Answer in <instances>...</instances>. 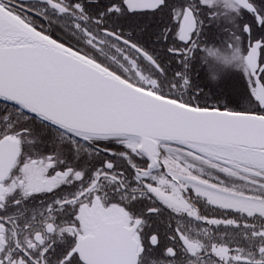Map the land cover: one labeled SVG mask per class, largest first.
Returning a JSON list of instances; mask_svg holds the SVG:
<instances>
[{
  "label": "snow or ice",
  "instance_id": "obj_1",
  "mask_svg": "<svg viewBox=\"0 0 264 264\" xmlns=\"http://www.w3.org/2000/svg\"><path fill=\"white\" fill-rule=\"evenodd\" d=\"M0 264H264V0H0Z\"/></svg>",
  "mask_w": 264,
  "mask_h": 264
},
{
  "label": "flooded vegetation",
  "instance_id": "obj_2",
  "mask_svg": "<svg viewBox=\"0 0 264 264\" xmlns=\"http://www.w3.org/2000/svg\"><path fill=\"white\" fill-rule=\"evenodd\" d=\"M228 52L231 56V60L228 61V68L222 69V65H217L219 63H222L220 60L223 58V51ZM234 52L229 49V48H225L223 46H214L211 50V53L207 55V61L208 64L210 65V78L212 77H216V79L219 78L220 75H222L225 72L234 70L237 66V61L236 59H234ZM216 60H219V63L216 62ZM214 75V76H213Z\"/></svg>",
  "mask_w": 264,
  "mask_h": 264
},
{
  "label": "rangeland",
  "instance_id": "obj_3",
  "mask_svg": "<svg viewBox=\"0 0 264 264\" xmlns=\"http://www.w3.org/2000/svg\"><path fill=\"white\" fill-rule=\"evenodd\" d=\"M230 56L231 55L224 50L223 51V58L220 60L222 63H219V60H216V62L219 63L217 65H222V69L226 70L228 68V64H229L228 61L231 60Z\"/></svg>",
  "mask_w": 264,
  "mask_h": 264
},
{
  "label": "trees",
  "instance_id": "obj_4",
  "mask_svg": "<svg viewBox=\"0 0 264 264\" xmlns=\"http://www.w3.org/2000/svg\"><path fill=\"white\" fill-rule=\"evenodd\" d=\"M214 76V75H213ZM215 77V76H214ZM216 78V77H215Z\"/></svg>",
  "mask_w": 264,
  "mask_h": 264
}]
</instances>
